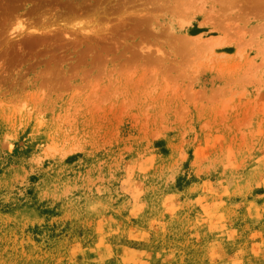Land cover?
I'll return each mask as SVG.
<instances>
[{
	"label": "rangeland",
	"instance_id": "rangeland-1",
	"mask_svg": "<svg viewBox=\"0 0 264 264\" xmlns=\"http://www.w3.org/2000/svg\"><path fill=\"white\" fill-rule=\"evenodd\" d=\"M0 264H264V0H0Z\"/></svg>",
	"mask_w": 264,
	"mask_h": 264
}]
</instances>
